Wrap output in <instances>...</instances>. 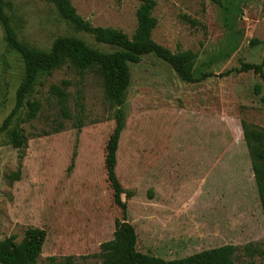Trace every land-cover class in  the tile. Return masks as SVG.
<instances>
[{
    "label": "rangeland",
    "instance_id": "obj_1",
    "mask_svg": "<svg viewBox=\"0 0 264 264\" xmlns=\"http://www.w3.org/2000/svg\"><path fill=\"white\" fill-rule=\"evenodd\" d=\"M5 1L18 39L32 49L76 37L100 52L118 50L76 30L50 0ZM70 1L93 27L136 32L141 0ZM154 1L153 40L198 59L195 83L152 54L130 65L117 175L138 251L174 261L231 245L238 264H264V215L243 130L264 129V0ZM23 80V60L0 23V128ZM53 86L66 92L65 110ZM30 100L41 110L27 122L20 114L27 145L16 149L8 131L0 134V264L30 229L47 233L37 264H102L124 247L123 211L105 166L119 108L97 69L70 64L40 77Z\"/></svg>",
    "mask_w": 264,
    "mask_h": 264
},
{
    "label": "trees",
    "instance_id": "obj_2",
    "mask_svg": "<svg viewBox=\"0 0 264 264\" xmlns=\"http://www.w3.org/2000/svg\"><path fill=\"white\" fill-rule=\"evenodd\" d=\"M50 1L56 6L62 18L72 24L76 30L92 34L98 43L118 50L113 53L100 52L76 37L58 38L49 51L32 49L18 39L6 14V8H10L11 5L5 0H0V23L4 29L6 42L20 55L24 63V80L16 92L15 107L0 128V134L8 131L10 143L16 149L27 145V140L20 129L22 119L20 114L24 112L26 119H23V122H27L36 118L41 110L38 101L30 100L40 77L51 75L67 64L82 71L97 69L104 80L107 100L113 107L119 108L116 112V127L106 147L105 166L108 181L114 192V201L122 209L124 216V219L118 223L124 247L102 255V264H238L236 262L238 249L231 245L206 250L174 261H166L138 251V236L135 227L128 221V206L123 201L125 191L117 175L120 141L126 128V116L122 108L127 103V91L132 79L130 65H138L143 61L144 56L152 54L170 64L183 81L195 83L194 68L198 54L192 51L174 54L153 40V32L158 26V20L153 16L157 6L154 0H141L137 12L138 26L132 37L115 29L93 27L78 14L70 0ZM210 1L222 6V0ZM242 71L263 74L262 66L257 65H243ZM260 90L261 88L257 87L258 93ZM51 91L60 97L65 110L66 92L57 86H53ZM243 130L246 145L254 159L253 171L264 215V129L243 123ZM46 238L47 233L43 229L28 230L24 240L20 244H15L6 254L5 262L37 264ZM247 251L250 252L252 249L247 248Z\"/></svg>",
    "mask_w": 264,
    "mask_h": 264
}]
</instances>
